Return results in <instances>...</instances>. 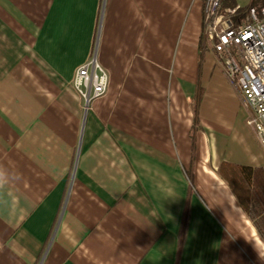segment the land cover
I'll return each instance as SVG.
<instances>
[{
  "label": "crops",
  "instance_id": "0c3cea01",
  "mask_svg": "<svg viewBox=\"0 0 264 264\" xmlns=\"http://www.w3.org/2000/svg\"><path fill=\"white\" fill-rule=\"evenodd\" d=\"M207 2L0 0V264H264L221 172L264 149ZM93 57L109 89L85 109Z\"/></svg>",
  "mask_w": 264,
  "mask_h": 264
},
{
  "label": "built area",
  "instance_id": "2783aa9c",
  "mask_svg": "<svg viewBox=\"0 0 264 264\" xmlns=\"http://www.w3.org/2000/svg\"><path fill=\"white\" fill-rule=\"evenodd\" d=\"M222 1L208 0L205 22L219 62L250 110L247 125L264 149V0L261 12L250 6L237 22L232 17L240 7L222 10ZM73 85L88 109L108 92L109 74L93 57L77 70Z\"/></svg>",
  "mask_w": 264,
  "mask_h": 264
},
{
  "label": "trees",
  "instance_id": "16d2710c",
  "mask_svg": "<svg viewBox=\"0 0 264 264\" xmlns=\"http://www.w3.org/2000/svg\"><path fill=\"white\" fill-rule=\"evenodd\" d=\"M227 182L231 186L233 193L238 198L239 203L256 231L264 241V172L245 167L225 166L221 168ZM189 201L185 210L183 220V231L186 230L188 222Z\"/></svg>",
  "mask_w": 264,
  "mask_h": 264
}]
</instances>
